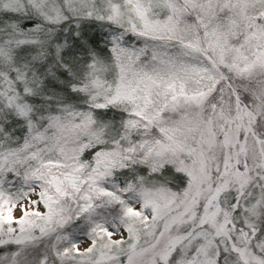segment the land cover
I'll use <instances>...</instances> for the list:
<instances>
[{"label": "snow or ice", "instance_id": "1", "mask_svg": "<svg viewBox=\"0 0 264 264\" xmlns=\"http://www.w3.org/2000/svg\"><path fill=\"white\" fill-rule=\"evenodd\" d=\"M0 264H264V0H0Z\"/></svg>", "mask_w": 264, "mask_h": 264}]
</instances>
